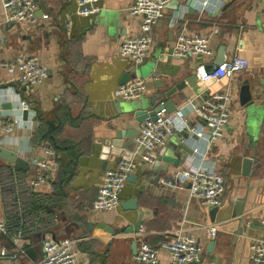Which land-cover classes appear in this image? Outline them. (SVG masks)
Wrapping results in <instances>:
<instances>
[{
    "label": "crops",
    "instance_id": "crops-1",
    "mask_svg": "<svg viewBox=\"0 0 264 264\" xmlns=\"http://www.w3.org/2000/svg\"><path fill=\"white\" fill-rule=\"evenodd\" d=\"M77 1L43 0V4L38 3L36 23H9L0 27L3 36L0 43L1 108L15 116L19 114L20 102L29 105L28 119H23L24 123L12 134L16 143L27 147L19 154L31 163L33 159H44L45 149L52 151L47 145L34 146L32 137L41 121L53 120L62 100L67 99L70 123L58 137L67 146L58 156L52 151L55 169L50 173L51 179L58 171L59 160L67 164L75 162L72 175L58 197L59 204L48 210L53 218L51 228L42 233L44 236H30L17 246L3 238L0 252L5 249L8 255L19 254L17 264H35L43 257L45 238H70L78 241V264H142L136 260V250L142 240L136 238V233L143 232V241L154 247L183 233L196 237L202 244V264H252V243L264 238L260 225L251 226L264 216V35L260 31L264 0H227L223 6L210 1L206 9H203L206 0H171L168 5L177 4L166 10L164 20L153 29L152 49L146 62L138 68L118 53L124 40L140 33L142 18L128 13L136 0H98L101 12L89 18L77 15ZM41 8L43 12L39 14ZM44 15L49 18L42 19ZM3 22L0 1V25ZM182 32L209 37L213 56L173 57V46ZM222 46L226 59L240 55L249 62V68L232 80L204 85L196 71L200 66L211 69ZM20 54L39 58L48 69L44 82L30 86L1 66ZM133 76L137 77L133 79ZM129 77L130 81H146L147 91L140 99L125 101L115 96L116 89L130 82ZM247 82L254 99L251 106L240 102L241 88ZM223 90L233 93V101L230 123L222 138L209 145L205 139H197L188 132H176L168 143L184 144L193 154L182 151L179 156L186 157L182 166L166 164L168 171L158 173L161 178L158 185L150 184L152 174L146 169L162 157L167 144L151 153L152 163L142 165L141 160H137L138 167L132 174L136 177L126 182L121 195V202L137 197V210L120 207L114 212H98L94 209L104 172L122 161V158L104 160L106 138L123 130L130 132L131 138H125L126 142H136L137 131L144 122L137 120L153 106L172 100L181 107L186 99L204 91L213 94ZM14 92L19 98L13 96ZM159 97L163 99L158 101ZM186 113L193 123H199L194 114L188 110ZM167 149L170 151L169 147ZM135 152L136 148L133 154ZM146 154L140 151L134 155ZM248 157L253 159V165L251 175L245 177L243 162ZM214 167L226 182L224 204L217 216L211 215L214 208L201 200L162 186L163 180L172 181L182 171ZM27 174L35 176L37 171L33 168ZM38 191L50 197L52 182ZM236 198L244 201L243 214L223 221L233 215ZM3 210L0 195V218ZM252 213L259 214L252 217ZM101 223L121 232L114 237L107 235L104 230H97ZM210 227H217L218 232L212 235ZM211 242L214 246L209 249ZM7 260L11 257L0 256V264ZM161 262L170 264L167 253L161 254Z\"/></svg>",
    "mask_w": 264,
    "mask_h": 264
},
{
    "label": "built area",
    "instance_id": "built-area-1",
    "mask_svg": "<svg viewBox=\"0 0 264 264\" xmlns=\"http://www.w3.org/2000/svg\"><path fill=\"white\" fill-rule=\"evenodd\" d=\"M4 12V22L34 24L39 18L38 3L35 0H0ZM171 0H136L128 9L130 16H140L142 19L140 33L137 37L124 40L118 48L119 56L128 60L134 68L143 65L152 49L153 29L162 22L166 16V10ZM210 1L225 5L227 0H206L203 9L210 5ZM101 12L98 0H78L76 13L82 17H93ZM48 15L42 16L47 20ZM260 31L264 35V11L261 17ZM3 36L0 31V43ZM171 55L177 59L193 57L211 58L213 51L209 37L199 33H181ZM12 75L30 86H36L44 82L48 77V69L43 66L36 55L20 54L13 61L1 65ZM249 62L235 55L227 58L216 70L208 72L204 66L197 69V78L204 85L219 83L224 80H232L237 74L247 70ZM147 91L146 81L136 79L115 90V96L125 101L140 99ZM14 97L19 98L17 93ZM233 93L223 90L210 94L204 91L202 94L185 100L181 107H177L172 113L165 108L156 114V119L147 117L141 124L136 137V154L145 151L142 157L144 163H152L151 153L160 147L166 146L170 137L178 131L190 133L197 139H205L209 145L214 144L223 137L225 129L231 119V103ZM0 102V144L18 153L25 152L27 147L16 143L12 138L14 129L20 127L23 122V113L29 111V105L20 102L19 114L8 115L1 108ZM194 114L199 123H193L186 111ZM20 144V145H19ZM44 159H33L29 165H33L37 174L28 175L27 172L16 168L11 164L0 160V195L3 201V217L0 218V240L9 239L14 245L33 235H42L48 231L53 221L51 214L46 209H35V205L44 203L48 195L42 194L38 189L52 182L50 173L55 169L54 154L50 149H45ZM134 153V154H135ZM139 156V155H138ZM135 156L130 160L119 161L115 167L104 172L102 184L94 201V209L98 212H114L120 208L121 195L128 178L138 167ZM48 158H53L52 161ZM171 189H185L189 186V195L197 198L210 208L223 206L226 193L224 176L217 168H199L182 171L172 181L161 182ZM264 229V216L261 219ZM212 235L218 232L217 227H210ZM143 232L135 234L140 238V244L136 260L142 264H162L161 254L167 253L170 264H202L204 261V249L200 241L188 234H179L172 241H163L157 246H151L143 241ZM43 257L35 264H78V241L70 238L55 239L45 238L42 243ZM252 264H264V238L256 239L252 243ZM2 258L8 256L11 260L2 264H17L19 254L8 255L5 249L0 252Z\"/></svg>",
    "mask_w": 264,
    "mask_h": 264
},
{
    "label": "water",
    "instance_id": "water-1",
    "mask_svg": "<svg viewBox=\"0 0 264 264\" xmlns=\"http://www.w3.org/2000/svg\"><path fill=\"white\" fill-rule=\"evenodd\" d=\"M35 2L43 4V0H35ZM173 4H177V2H173ZM172 5H168V8H175ZM43 9L46 8V6L44 5V7L42 6ZM42 8L39 11V14H42L43 10ZM226 59V55H225V47L222 46L220 47L219 51H218V56L216 59V62L214 63V66L211 69H208V72L214 71L216 70L220 65L223 64V62ZM137 76H133V79H135ZM130 81V77L128 79ZM163 99V97H159L157 98L158 101H161ZM240 102L242 105H253L254 104V99H253V94H252V89L250 84L247 82L245 83V85L242 86L241 88V92H240ZM5 107V105H3ZM177 105L175 103L172 102V100H167L166 102H161L157 107L153 106V109L151 111H147L143 116V118L141 119L139 117V119L137 120L138 122L142 123L147 117H151L153 119H156V114L158 112L161 111V109L165 108L167 110L168 113H172L173 111H175L177 109ZM7 108V107H5ZM28 111H25L23 113V119L27 120L28 119ZM136 116H138L136 114ZM137 135H138V131H137ZM187 137V136H186ZM125 138L130 139V132L128 131H123V130H119L117 131L114 135L108 137L105 139V141L103 142L104 144V149L103 152L105 153L104 155H106V157H104V160H116L117 158H122V160H126V161H130L133 157H134V150L136 147V143L135 141H130V142H126ZM169 147L170 151L167 149ZM182 151L184 153H187V155L189 154H193L192 151H190L188 149V147H186L184 144H179L177 145L176 143H167V147L163 150L164 152V156L162 155V157H158V160L155 161L154 165L149 166L147 170L148 173L152 174V177H150V184H156L158 185V183H160V175H158V173L163 172H167L168 168H166V164H172L174 167H179L182 166L185 161H186V157L185 155L183 156H179ZM152 157V156H151ZM157 158V157H155ZM136 160H141L142 165L143 164V160L141 156H137L135 157ZM0 160L1 161H5L11 164H15L16 168L24 171V172H30L33 170V165H29V163L27 161H25L24 159L20 158L18 153H16L15 151H12L4 146H2L0 144ZM165 163L161 164L160 162ZM115 162V161H114ZM243 175L245 177H249L251 175V171H252V165H253V159L251 157H248L246 159H244L243 162ZM136 176L131 175L127 181H131L132 179H135ZM148 179V180H149ZM162 186L165 188V185L162 184ZM144 188L141 187V190H143ZM189 186H187L185 189H176L175 191H184L186 193L189 194ZM242 198H236L235 199V208H234V212L232 216H227L226 218L222 219L223 221L228 220L230 217L233 218H237L239 216H241L243 214L244 211V201H242ZM138 198L135 197L129 201H124L121 202L120 207L124 210H137L138 208ZM219 212V208H214L211 211V215H213L214 213L218 214ZM259 213H252V217L256 216ZM262 217V216H261ZM261 219L258 221H254L252 223V227L254 225H261ZM216 221V217L215 219H213V222ZM92 227V226H91ZM263 228V227H262ZM97 230H104V233L107 235H110L112 237L118 235L121 231L120 229H114L111 226H108L104 223H101L97 226ZM99 231L96 232V234H98ZM259 239V238H258ZM214 246V242L210 243L209 249H211ZM134 249H137V244H134ZM137 252V250H136Z\"/></svg>",
    "mask_w": 264,
    "mask_h": 264
},
{
    "label": "trees",
    "instance_id": "trees-1",
    "mask_svg": "<svg viewBox=\"0 0 264 264\" xmlns=\"http://www.w3.org/2000/svg\"><path fill=\"white\" fill-rule=\"evenodd\" d=\"M60 105L62 113H59L60 109H58V113L53 120H40L41 124L32 137V143L34 146L39 147L40 145H47L57 156L66 151V143H62L58 137L60 134L62 135L63 132L61 131H64L65 126L70 123V115L68 112L69 102L67 99L66 101L62 100ZM58 165V171L55 174V178L52 179V195L48 197L46 202H40L41 204L38 205L36 204L35 209H46L50 211L57 204H59L58 202H60V200L58 197L61 196V191H63L65 183L72 175V169L75 162L67 164L64 163V161L59 160ZM39 236L42 235L39 234Z\"/></svg>",
    "mask_w": 264,
    "mask_h": 264
}]
</instances>
